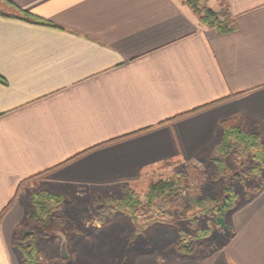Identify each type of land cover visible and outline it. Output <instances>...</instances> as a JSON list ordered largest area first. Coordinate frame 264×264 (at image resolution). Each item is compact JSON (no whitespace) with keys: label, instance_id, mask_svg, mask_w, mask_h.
Segmentation results:
<instances>
[{"label":"crops","instance_id":"crops-1","mask_svg":"<svg viewBox=\"0 0 264 264\" xmlns=\"http://www.w3.org/2000/svg\"><path fill=\"white\" fill-rule=\"evenodd\" d=\"M6 1L15 8L0 0V264H21L13 239L32 209L25 184L134 191L168 162L214 171L222 122L264 123V0H224L236 23L225 34L182 0ZM17 9L53 26L3 16ZM235 191L225 227L194 254L149 249L133 264H264V183ZM213 237L221 245L198 249Z\"/></svg>","mask_w":264,"mask_h":264},{"label":"rangeland","instance_id":"rangeland-1","mask_svg":"<svg viewBox=\"0 0 264 264\" xmlns=\"http://www.w3.org/2000/svg\"><path fill=\"white\" fill-rule=\"evenodd\" d=\"M202 2L207 4V0ZM218 2L219 9L215 11L226 9L224 0ZM234 119L235 124L248 133L257 132V123L248 122L243 117ZM222 159L233 180L224 177L216 179V169L212 171L215 168L213 164L210 165L212 167L208 165L205 172L174 161L157 168L145 184L134 191L123 187L99 192L70 189L54 194L45 191L61 197L64 202V206L55 213L51 232L45 233L39 227L28 226L24 222L21 230L16 231L13 248L21 258V264H24V256L19 246L23 250L27 249L30 245L27 238L30 236H33L32 240L36 239L40 264H133L138 253L149 249H158L164 257L172 259L176 255L179 233L190 237L199 230L210 228H215L219 234L221 232L214 216L206 217L202 214L204 209L193 207V199L207 200L217 205L223 201V189L228 183L234 185L242 195L264 183V168L256 163L252 154L246 160L234 153ZM262 173L261 179L256 177ZM159 181L174 183L173 194L168 199H159L153 208H147L144 204L145 195L149 186ZM22 191L23 195L27 194L31 199L33 193L42 192V189L37 181H32L25 184ZM127 192L137 194L144 206L137 211L136 217L138 225H148V229L139 236L136 235L132 220L117 205ZM63 239L66 240L69 255L66 260L62 257ZM218 241L221 242L218 237L206 239L203 243L198 241V249L204 243L221 245Z\"/></svg>","mask_w":264,"mask_h":264},{"label":"trees","instance_id":"trees-1","mask_svg":"<svg viewBox=\"0 0 264 264\" xmlns=\"http://www.w3.org/2000/svg\"><path fill=\"white\" fill-rule=\"evenodd\" d=\"M182 1L194 11V13L199 17L200 22L208 28L214 29L220 34H225L236 29V23L229 14L227 8L217 12L210 8L206 3L204 4L202 0ZM5 2L15 8L8 1L5 0ZM17 11L21 13V16H3L17 18L39 25L53 26L49 22L37 19L25 11H20L18 9ZM256 126L257 132L248 133L243 128L235 124V119L222 122L220 129L223 132V136L216 148V152L222 157H227L231 153H234L243 160H246V158L252 154L256 163L264 168V123L258 122ZM214 162L216 165V179L224 177L229 180L233 178L222 158H216ZM167 164H170V162ZM173 186L174 183L163 181L151 184L144 198L145 207L153 208L159 199H168L171 197L173 194ZM223 191L224 199L220 204L216 205L213 202L209 203L207 200L199 201L193 199V207L200 208L202 210L204 209L205 211L202 214L206 217H210L211 215L214 216L216 223L218 218L225 219L227 213L235 207L238 200V194L235 191L234 185L230 183L226 184ZM63 203L64 202L61 197L55 196L51 193L45 191L33 193L31 195L32 209L28 213L25 222L28 226L39 227L43 232L49 233L51 232V224L55 213L64 206ZM117 205L123 212L127 213L133 224L136 226V235L139 236L145 233L148 229V225H138L139 222L136 217L137 211L144 207L140 197L134 192H127L126 196L121 199ZM22 224L18 226L16 231L19 232L21 230ZM212 231L213 229L211 228L206 231L199 230L190 237H187L186 234L184 235L182 232L179 233V239L176 243L175 250L184 255L194 254L196 251V241L209 237L212 234ZM32 237L30 236L27 238V240H30V245L27 249L24 248L23 250L21 246H19L24 256V264H40L39 253L36 249V239L34 238L32 240Z\"/></svg>","mask_w":264,"mask_h":264},{"label":"water","instance_id":"water-1","mask_svg":"<svg viewBox=\"0 0 264 264\" xmlns=\"http://www.w3.org/2000/svg\"><path fill=\"white\" fill-rule=\"evenodd\" d=\"M217 223L220 224L221 227H225V221L224 218H218ZM62 257L63 259H68V253H67V247H66V240L63 239V244H62Z\"/></svg>","mask_w":264,"mask_h":264}]
</instances>
